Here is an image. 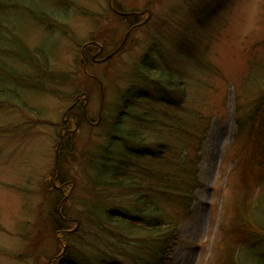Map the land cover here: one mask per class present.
Instances as JSON below:
<instances>
[{"label": "rangeland", "instance_id": "1", "mask_svg": "<svg viewBox=\"0 0 264 264\" xmlns=\"http://www.w3.org/2000/svg\"><path fill=\"white\" fill-rule=\"evenodd\" d=\"M110 1L0 0L8 6L0 11V24L5 25L0 38L7 36L0 51L13 57L0 58V86L10 92L8 99L0 98V264H55V256L67 245L79 253L102 251L113 254L112 260L132 263L122 247L127 253L132 252L129 246L140 248L143 243L128 237L118 243L109 231L117 235L119 230L92 214L135 206L123 187H110L104 177L97 179L99 184L94 180L100 151L109 148L114 155L125 150L121 141L109 137L117 119L124 133L134 134L147 152L163 144L157 148L160 153L132 156L131 162L147 171L134 170L135 183H146L154 198L161 196L164 216L170 219L176 212L178 217L186 215L188 205L190 215L180 220V239L171 250L170 264H218V245L235 250L239 243L234 204L246 195L254 200L264 190V167H249L253 156H247L244 147L247 126H237V110L240 120L247 119L264 92V0H114L112 7ZM19 6L32 9V14ZM111 9L129 14L147 10L150 17L129 32L114 58L89 64L84 71V44L104 46V57L148 16L130 21ZM40 14L44 23L36 21ZM14 31L28 51L16 48ZM86 49L89 56L97 51ZM25 54L32 59L30 65L24 64ZM86 73L98 78L101 90ZM160 74L178 84L169 86L163 80L156 87L153 81ZM165 90L171 91L168 97ZM81 93L87 94L85 113L92 123L103 96L97 128L77 121L85 98L78 110L65 114ZM131 95L138 99L129 104ZM63 120L73 132L59 139ZM242 131L245 134L239 135ZM58 179L67 185L61 203L73 232L66 236L54 233L48 222L51 214L57 215L52 206ZM191 180L199 184L193 197L177 200L191 189ZM168 186L177 188L171 202L161 195L173 191ZM93 204L99 208L91 209ZM263 210L248 211L262 226ZM259 247L264 252V243ZM244 253L240 247L238 256Z\"/></svg>", "mask_w": 264, "mask_h": 264}, {"label": "trees", "instance_id": "2", "mask_svg": "<svg viewBox=\"0 0 264 264\" xmlns=\"http://www.w3.org/2000/svg\"><path fill=\"white\" fill-rule=\"evenodd\" d=\"M4 7L7 8L8 6H5L4 4L0 5L1 12H4ZM20 9L26 11V14L28 15L32 14L29 13L30 8L28 7H20ZM41 17L44 16L40 14V17L36 21L44 23L43 20L40 19ZM1 24L0 29H4L5 25L2 27ZM5 31L11 34L10 30ZM1 35L2 38H0V43L3 44V41L7 40V36L6 34H4V36L3 34ZM12 35L14 37L12 39V42L15 44L16 48L19 47L20 50L22 48L23 50L28 51L25 48L23 42L18 40L19 37L15 31L14 33H12ZM9 40H11V38H9ZM2 49H4V47H0V50ZM84 55L88 56V49H85ZM11 57L12 56H10V53H5V50L0 51V58L10 60ZM23 58L24 64L30 65L28 62L32 59H29L26 54L23 56ZM35 68L38 70L41 69L40 66H36ZM3 73L4 72L2 68H0L1 79H3ZM42 73L43 72H41L40 74L43 75ZM48 74L49 72H47L46 76ZM41 75L39 76L42 79ZM46 76H44V78ZM165 76L166 75L160 74V77L156 78V80L153 81L154 85L160 88L162 86L161 84H163V80H165L169 86L171 84L177 83V81H175L172 76H167V78ZM145 78L147 79L148 76L145 75ZM3 82L4 80H1L0 83ZM168 88L169 87H165V89ZM170 92V90H165L164 95L168 97V93ZM7 94H10V92H7L4 89L3 85H1L0 98L8 97ZM137 99L138 96L131 95V97H128L126 100L130 104L136 102ZM164 101L169 102L167 98H164ZM252 107L254 108L253 113L250 114V116L245 120H240V112L239 110H237V120L240 122V124H238L237 126L238 130L244 126H247V140L244 144V147L246 148L245 150L247 151V156H253L251 158V161L247 159L248 161H250L249 167L253 168V166H255L261 169L264 167V119H262L264 118V92L255 100V102L252 104ZM82 113L80 112V114H76L77 121H82V119L85 121ZM137 119L145 122V120L141 118ZM120 120L121 119H117L115 124L116 126H113L110 129L111 133L109 132V137L111 139L121 141V144L125 150L118 152L117 154L115 153L114 155L109 152V148H105L104 150L100 151L99 155L101 158L99 159V162L96 161L94 167V180H96V184H99L100 182L97 179H101L102 177H104L105 179H107V183L108 185H110V187H115V185L119 188L123 187L125 189L124 192L128 191L129 197L133 198L136 201L134 203L135 206L131 210L123 211L121 208H110L105 209V211L101 210L100 212L92 214H94V216L99 220L103 219L106 220L107 223H110V225L113 224L111 226L119 230V233L117 235L109 231L111 235L119 239L118 243H121V241L123 242L126 237L132 238L131 242L138 241L143 243L140 248L135 245L129 246V244H127L129 246V249L132 250V252L128 251L127 253L126 250H124V247H122V253H125L124 256L127 255L128 260H132L131 264H170L171 250L174 246L177 245L180 239V220H186L190 215L188 214V211H186V207L188 208V205H186L185 203L184 206L186 215L178 217L176 216V212V214H174L170 219L167 216H164L165 212L163 211V204H161V202L159 201L161 196L154 198V193H152L153 190H151L150 188L148 189L146 183L143 185L140 183V181H137L138 183H135L131 174L134 172V170L138 171L139 168L136 164H133L131 162L132 156L139 157L140 154L147 152V150L144 149V144L142 143V141L139 140L134 134L131 135V133H124V126L118 123ZM201 121L202 118H200V123ZM148 122L150 123V121ZM117 134H122L121 137L123 138H115ZM243 134H245L244 131H242L239 135ZM162 145L163 144L158 143L156 149L153 148L155 151H152V149L150 148V152H147L145 154H155L157 148L160 147L161 149ZM250 149L254 151L251 154L249 153ZM157 153H160V151L157 150ZM138 173L147 174V171L140 169ZM151 178L154 180L153 177ZM58 180V185H55L57 188L65 185V179ZM196 185L199 184L196 182L194 183L191 180V187L189 186V188L191 189L188 190L187 193H185L183 196L175 197L177 188L169 186L167 187V190L173 188V191H167L166 195L164 193L161 195L167 196L165 198L169 199L168 201H170L172 197H175L177 200H189L191 197H193L194 191H196ZM57 188L53 190V193L56 195L57 199L54 200L55 203L52 206L54 214L57 213V215L51 214L48 218V222L51 224L54 233H58L61 236H66V234L71 233L72 229L68 228L67 226L71 222L66 217L65 205L61 203L65 201L62 195L65 191H60ZM256 196L253 200L250 196L246 195V197L242 198L240 202L234 204L233 207L235 208L236 213L234 214L233 225L236 231L240 234L239 243L236 244L235 250L232 246L226 245V247L222 248L218 245L216 253V261L219 259L218 264H264V252H261L259 247L260 243H264V226L258 223V221L250 215V212L248 213L250 208L254 210L264 209V190L260 192V195L258 194ZM96 208H99V206L93 204L91 209ZM132 232H135V234L137 235L136 240L134 239ZM222 240L223 238L219 239V242ZM242 240H245L246 243L242 242ZM219 242H215L216 245ZM115 243H117V241ZM124 245L125 244H123V246ZM91 247H93V245H91ZM112 247L113 246H111V248ZM240 247H244L246 249V253H244L245 256H238L237 253L239 252ZM61 253L62 250L55 256V264H123L119 260H112L113 254H106L102 251H98L97 254H87L85 252L79 253L69 245H67L66 250L62 255Z\"/></svg>", "mask_w": 264, "mask_h": 264}, {"label": "flooded vegetation", "instance_id": "3", "mask_svg": "<svg viewBox=\"0 0 264 264\" xmlns=\"http://www.w3.org/2000/svg\"><path fill=\"white\" fill-rule=\"evenodd\" d=\"M146 13H147V10H144L142 13L135 15V17L140 18V17L143 16V14H146ZM123 17H126V16H123ZM143 21H144V20H143ZM143 21H138L136 25H133V27L130 28V31H132L134 28H136V27H138V26L143 25V24L145 23V21H144V22H143ZM142 22H143V23H142ZM96 47H97L98 51H97L95 54L91 55L89 58H88L87 56H85L86 58L84 57V67H87V65H89V64H101V60H100L99 56L103 53V50H102V52H101V50H100V48H101L102 46L97 44ZM102 48H103V47H102ZM82 53H83V51H81V54H82ZM82 56H83V54H82ZM85 60H86V61H85ZM79 105H80V101L77 102V103H75V104H73V105H71L69 111H74V109H75V108H78ZM80 107H82L83 110H80V111H81V112L83 111L84 118L86 119V115H85V107H84V105H82V106H80ZM80 107H79V108H80ZM86 122H87L88 125H90V126H94V124H93L92 122H90V121H88V120H87ZM64 123H65V126H64V128H63L64 132H65V133H68V132H69V133H72L73 131H68L67 128H66V126H67V124H68V121L65 120Z\"/></svg>", "mask_w": 264, "mask_h": 264}, {"label": "water", "instance_id": "4", "mask_svg": "<svg viewBox=\"0 0 264 264\" xmlns=\"http://www.w3.org/2000/svg\"><path fill=\"white\" fill-rule=\"evenodd\" d=\"M57 152V151H56Z\"/></svg>", "mask_w": 264, "mask_h": 264}]
</instances>
